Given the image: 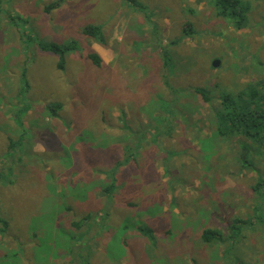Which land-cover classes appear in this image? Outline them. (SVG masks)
Masks as SVG:
<instances>
[{
	"label": "rangeland",
	"instance_id": "obj_1",
	"mask_svg": "<svg viewBox=\"0 0 264 264\" xmlns=\"http://www.w3.org/2000/svg\"><path fill=\"white\" fill-rule=\"evenodd\" d=\"M244 1L243 30L212 0L0 1V264H264V155L214 117L264 81V0Z\"/></svg>",
	"mask_w": 264,
	"mask_h": 264
},
{
	"label": "trees",
	"instance_id": "obj_2",
	"mask_svg": "<svg viewBox=\"0 0 264 264\" xmlns=\"http://www.w3.org/2000/svg\"><path fill=\"white\" fill-rule=\"evenodd\" d=\"M126 1L138 8L137 10L144 9V6H142L138 0ZM212 1L216 9V15L230 22L235 29L243 30L248 26V15L251 9L249 2L244 0ZM53 7L54 5L51 4L46 8V10L49 11ZM184 31L186 32V29ZM84 34L92 38L94 41L104 43L103 34L100 27H89L85 30ZM67 48L69 47H64V45L50 44L49 46L46 45V47H42V50L59 54L62 58ZM161 55L165 60H170V55L168 52L161 50ZM88 58L95 66H99L102 62L101 58L95 53L89 54ZM62 64L63 62L61 60L59 66L61 67ZM164 65H166V61ZM195 92L202 96L204 101H209L207 97L208 92H206V90L196 89ZM58 108L59 106H48V109L52 110L53 112H55ZM214 117L216 121V135L218 137L226 139L243 138L245 140H250L260 147L262 155H264V81L259 80L258 82L251 83L236 95L224 94L221 98L220 108L214 111ZM242 148L243 152L240 157V162L243 168H247V166H252L246 154L249 146L242 145ZM263 186L264 180L259 178L256 186L253 188L254 192L258 193ZM114 187V184L108 185L105 188V192L109 193ZM254 211L256 213L258 208H256ZM91 218L92 217L88 215L80 222H74L72 225L79 229L81 224L87 222ZM244 222L245 221L241 219H234L231 227L229 228L230 235L228 238L237 237L240 234L241 227L244 226ZM138 230L143 234L146 232V230ZM224 239L223 233L218 230H203L202 240L205 243L222 244Z\"/></svg>",
	"mask_w": 264,
	"mask_h": 264
},
{
	"label": "water",
	"instance_id": "obj_3",
	"mask_svg": "<svg viewBox=\"0 0 264 264\" xmlns=\"http://www.w3.org/2000/svg\"><path fill=\"white\" fill-rule=\"evenodd\" d=\"M218 65H219V61H217V60L212 63L213 68L218 67Z\"/></svg>",
	"mask_w": 264,
	"mask_h": 264
}]
</instances>
